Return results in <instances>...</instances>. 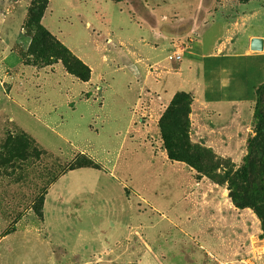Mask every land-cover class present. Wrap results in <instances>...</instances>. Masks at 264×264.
<instances>
[{"label": "rangeland", "instance_id": "374dc122", "mask_svg": "<svg viewBox=\"0 0 264 264\" xmlns=\"http://www.w3.org/2000/svg\"><path fill=\"white\" fill-rule=\"evenodd\" d=\"M32 4L0 0V264H226L263 251L262 219L231 197L246 188L236 174L257 102L213 109L190 96L173 141L184 161L171 160L138 104L145 67L125 57L164 59V36L264 35V0H50L42 24L88 81L31 50ZM253 5L262 14L248 24Z\"/></svg>", "mask_w": 264, "mask_h": 264}, {"label": "crops", "instance_id": "0c3cea01", "mask_svg": "<svg viewBox=\"0 0 264 264\" xmlns=\"http://www.w3.org/2000/svg\"><path fill=\"white\" fill-rule=\"evenodd\" d=\"M20 7L21 11L23 6ZM245 14L244 20L250 24L262 11L253 5ZM11 21L18 22L20 18H12ZM246 29L244 27L241 32L246 33ZM237 35L238 32L228 30L225 38L210 46L194 38L173 42L163 35L164 38L158 40L165 42L163 46L169 55L155 62L145 61L135 52L127 54L125 58L134 73L140 69L136 65L145 67L138 104L143 105L147 123L158 124L168 105L180 92L191 94L195 100L213 109L255 103L257 90L264 84V50L253 51L251 41L253 38L264 40V35H247L244 42H237L234 38ZM177 54L179 58L170 60L169 57ZM130 59H135L136 65ZM150 79L152 81L149 82Z\"/></svg>", "mask_w": 264, "mask_h": 264}, {"label": "trees", "instance_id": "16d2710c", "mask_svg": "<svg viewBox=\"0 0 264 264\" xmlns=\"http://www.w3.org/2000/svg\"><path fill=\"white\" fill-rule=\"evenodd\" d=\"M117 3L123 0H112ZM50 0H33L32 7L29 10V15L26 20V30L32 31L31 50L39 47L44 52L52 54L53 59L62 60L68 71L76 74L82 81H88L91 78V69L81 60L73 56L68 48L60 45L52 34L43 26V18L45 10ZM72 61V64L70 62ZM192 96L191 94L180 92L175 95L167 108L165 114L160 119L158 126L161 131V137L171 160L184 161L179 155H176L173 150V141L175 138V129L178 125L177 116L179 110H182L184 103ZM264 84L257 90V102L255 115L258 118L256 136L249 141L248 155L244 160V165L237 177L246 183V188L243 193L232 192L231 197L236 207L246 208L252 207L257 215L263 221L264 229ZM83 166L75 165L70 167V171L80 169ZM85 167L97 168L94 163H89ZM247 195L253 197V202H247Z\"/></svg>", "mask_w": 264, "mask_h": 264}, {"label": "built area", "instance_id": "2783aa9c", "mask_svg": "<svg viewBox=\"0 0 264 264\" xmlns=\"http://www.w3.org/2000/svg\"><path fill=\"white\" fill-rule=\"evenodd\" d=\"M179 57L180 55L178 54L175 55V59ZM171 58L173 59L174 57H171ZM263 260H264V250L257 252L255 254H251L247 258H243V259H240V260H237L231 263H226V264H262Z\"/></svg>", "mask_w": 264, "mask_h": 264}, {"label": "water", "instance_id": "95a60500", "mask_svg": "<svg viewBox=\"0 0 264 264\" xmlns=\"http://www.w3.org/2000/svg\"><path fill=\"white\" fill-rule=\"evenodd\" d=\"M251 49L255 52L264 50V40L262 38H253L251 41Z\"/></svg>", "mask_w": 264, "mask_h": 264}]
</instances>
